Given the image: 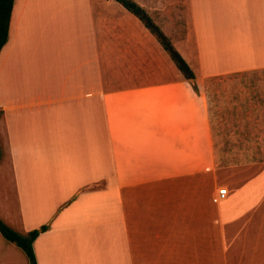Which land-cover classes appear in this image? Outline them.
<instances>
[{"label":"crops","instance_id":"crops-1","mask_svg":"<svg viewBox=\"0 0 264 264\" xmlns=\"http://www.w3.org/2000/svg\"><path fill=\"white\" fill-rule=\"evenodd\" d=\"M133 1L175 47L172 22L190 21L198 88L264 68V0ZM142 26L116 0H13L0 50V218L22 234L46 226L37 264H264V167L216 200L204 96L142 43ZM226 32L241 50L256 37V52L210 57V36ZM163 62L175 76L156 78ZM0 264H29L1 233Z\"/></svg>","mask_w":264,"mask_h":264},{"label":"rangeland","instance_id":"rangeland-1","mask_svg":"<svg viewBox=\"0 0 264 264\" xmlns=\"http://www.w3.org/2000/svg\"><path fill=\"white\" fill-rule=\"evenodd\" d=\"M137 19L139 20V18ZM185 19L181 22L178 19L177 24L175 21L172 22L177 28V30L171 31L172 37L174 39L179 37L182 44L175 47L171 39L169 40L192 68L193 47L190 45L192 43L190 21ZM142 27L147 32L142 43L153 44L156 42L166 58L173 66H176L156 35L144 27V24ZM227 33L223 36L216 34L210 36L208 45L210 57H234L238 54L247 56L248 53L251 55L256 52L258 47L256 37L249 38L251 41L248 47L241 50L239 35L235 32L231 35ZM114 58L115 61L112 63L114 72L124 71L123 63L127 60V55L120 53ZM162 65L165 67H161V72H158V69L155 71L153 69L157 75L156 78L165 79L167 76L176 75L170 64L163 62ZM128 68L126 64L125 69ZM197 91L204 96L209 109L215 145L217 189L225 187L226 184L234 188L264 167V68L249 69L241 74L220 75L204 79V85L201 88L197 87ZM4 179L8 180V177H4ZM6 180H4V184ZM10 187L9 184V195L12 197L13 193H11Z\"/></svg>","mask_w":264,"mask_h":264},{"label":"trees","instance_id":"trees-1","mask_svg":"<svg viewBox=\"0 0 264 264\" xmlns=\"http://www.w3.org/2000/svg\"><path fill=\"white\" fill-rule=\"evenodd\" d=\"M116 1L119 2L128 11L133 13L137 18H139V20H141L144 26L156 35L163 48L169 52L171 58L176 64V67L181 72L183 77L188 80L193 89L197 91V86L195 84L196 77L194 71L186 62V60L181 56V54L173 47L169 38L153 21V19L147 14L145 9L133 0ZM12 6L13 0H0V50L5 44L8 37ZM45 228L46 226H41L38 229H33L22 234L12 229L0 218V233L7 240L14 242L18 247H20L24 251L28 258L29 264H37L32 244L38 234Z\"/></svg>","mask_w":264,"mask_h":264},{"label":"built area","instance_id":"built-area-1","mask_svg":"<svg viewBox=\"0 0 264 264\" xmlns=\"http://www.w3.org/2000/svg\"><path fill=\"white\" fill-rule=\"evenodd\" d=\"M227 194H228V191H227V188L226 187L219 188L217 190L216 200L223 199L225 196H227Z\"/></svg>","mask_w":264,"mask_h":264}]
</instances>
